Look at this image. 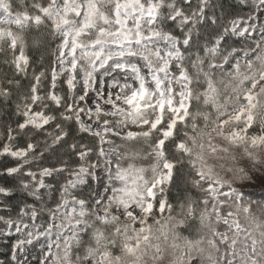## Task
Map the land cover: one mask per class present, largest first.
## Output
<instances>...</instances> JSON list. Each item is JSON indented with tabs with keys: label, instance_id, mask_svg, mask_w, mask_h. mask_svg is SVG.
I'll return each instance as SVG.
<instances>
[{
	"label": "snow or ice",
	"instance_id": "obj_1",
	"mask_svg": "<svg viewBox=\"0 0 264 264\" xmlns=\"http://www.w3.org/2000/svg\"><path fill=\"white\" fill-rule=\"evenodd\" d=\"M0 264H264V0H0Z\"/></svg>",
	"mask_w": 264,
	"mask_h": 264
}]
</instances>
